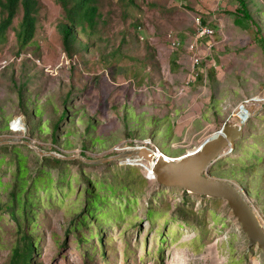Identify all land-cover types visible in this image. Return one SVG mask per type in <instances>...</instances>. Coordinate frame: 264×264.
Instances as JSON below:
<instances>
[{
	"label": "rangeland",
	"instance_id": "rangeland-1",
	"mask_svg": "<svg viewBox=\"0 0 264 264\" xmlns=\"http://www.w3.org/2000/svg\"><path fill=\"white\" fill-rule=\"evenodd\" d=\"M97 2L96 46L90 54L83 53L85 58L65 54L59 29L62 9L56 0H38L36 33L23 48L33 53V60L27 54L15 59L22 49L16 37L21 8L9 40L0 45L18 72L0 76V112L11 124L23 123L24 131L15 133L10 124V132L0 133V143L27 141L61 155L101 158L151 139L169 156L181 157L237 121L234 115L244 106L251 119L243 138L232 151H224L210 172L241 188L242 174L247 184L258 180L257 195L244 189L264 224V0H248L252 20L244 18L237 0ZM199 23L214 35L199 41L192 52L189 46ZM24 64L29 68L21 71ZM19 88L42 109L43 118H34L36 122L53 124L64 110L69 113L60 123L57 143L21 114ZM68 92L78 99L69 98V106H64ZM25 146L31 172L45 176L24 192L36 201L37 264H264V252L248 245L224 200L185 196L182 189L159 185L147 173L150 163L145 160L140 161L144 167L133 162L137 172L129 173L125 160L107 166L61 159L65 163L50 167L34 148ZM9 161L0 165V264H9L30 230L6 207L16 174ZM146 174L145 183L140 175ZM99 182L106 185L101 191L95 187ZM88 190L103 196L98 226L75 222Z\"/></svg>",
	"mask_w": 264,
	"mask_h": 264
},
{
	"label": "trees",
	"instance_id": "trees-1",
	"mask_svg": "<svg viewBox=\"0 0 264 264\" xmlns=\"http://www.w3.org/2000/svg\"><path fill=\"white\" fill-rule=\"evenodd\" d=\"M239 5L241 6V11L243 12V16L246 20H252L251 15L249 13V3L248 0H237ZM57 4L62 9V18L63 21L59 24V29L62 33V43L65 54L69 58H73L75 55L80 54L82 57L83 53L86 52L90 54L92 49L96 46L92 42L93 38L98 35V18H99V7L97 0H56ZM23 9V18L20 22L19 26L16 27V37L19 42H21V47L19 52L16 53L15 59L21 60V57L25 54L29 56V60H33V53H27L29 50H25V46L28 44L30 40H32L36 33V24H37V14H38V0H0V45L6 43L9 38V30L13 25L14 19L17 17L19 12ZM261 29H258V35H261ZM82 39L88 40L87 43H84L80 40ZM6 56L2 46H0V62L6 60L4 58ZM85 58V57H83ZM34 68H38L35 64H32ZM29 65L24 64L22 70L28 69ZM9 74H18L15 69H13V65L9 63V65L0 69V76L9 75ZM16 78L13 76V83H15ZM26 84V83H25ZM25 84H22L21 87L24 88ZM19 92L20 97V106H21V114L26 116L27 118L33 119L32 121L35 123L33 125L36 126V131L42 134L50 133L54 142H58L57 139L60 135V123L62 124L66 119L69 118V113L65 110L61 113V116L57 119L55 123L49 122L45 125H42L41 122H36V119L43 118L42 109L35 103V100L30 99L31 97L27 95V93L23 92L22 89ZM76 98L77 95H74L72 92H68L63 101L64 106H69L68 99ZM31 108L32 111H31ZM1 110V109H0ZM74 118L79 116L78 111H74ZM10 121L11 118L6 117L4 113L0 112V133L5 130L6 132H10ZM72 121V119H70ZM91 121V120H89ZM94 122V125L96 122ZM48 122V121H47ZM32 128L34 129V126ZM88 128L90 129V124L88 123ZM97 126V125H95ZM98 127V126H97ZM91 130V129H90ZM98 139L97 141H99ZM95 141V142H97ZM27 147L25 145H2L0 147V165L6 163V158L10 157V161L7 163L10 166H14L16 170V174L14 176V189L10 193L11 201L7 204L8 212L11 214L12 218L17 221L19 224L24 222L30 230H28L23 238L22 242L19 246H17L11 256L9 264H37L36 256L38 254V244L37 237L34 235V231L37 230L38 227V216L36 212L34 199L31 198L30 194L24 193L25 189L32 184H37L39 179L45 177L40 175H34L31 172V167L29 166V155H25L22 148ZM163 152H166L163 150ZM167 153V152H166ZM38 155V154H36ZM83 156L92 158L88 155L82 154ZM40 156L41 158H39ZM37 158L41 159L44 163V166H54L56 164L65 163L62 158H58L55 156H41L38 155ZM82 162H85L81 159H75ZM87 163V162H85ZM115 162L106 163L104 165H116ZM83 164V163H82ZM89 164V163H87ZM100 165V164H99ZM129 165V164H128ZM144 167V166H143ZM124 169V168H122ZM138 169L136 167H132V165L127 166L125 171L129 173L130 171H135ZM263 169L261 168V171ZM123 171V170H122ZM249 177V176H248ZM143 182H147L149 179L147 174L141 176ZM247 176L242 174L241 185L248 193L251 195L258 194V184L259 181L256 179H251L247 184L246 181ZM251 186L254 187V193L251 192ZM98 191L103 190L106 185L104 182H99L95 186ZM250 189V190H249ZM91 191H87L86 198V206L83 210V213L76 219V223L88 224L89 221L95 225H99V216L98 209H101L100 202L102 200V195L100 192L93 193ZM185 196L188 195L186 190ZM206 197V196H201ZM100 242L103 243V234H99Z\"/></svg>",
	"mask_w": 264,
	"mask_h": 264
},
{
	"label": "water",
	"instance_id": "water-1",
	"mask_svg": "<svg viewBox=\"0 0 264 264\" xmlns=\"http://www.w3.org/2000/svg\"><path fill=\"white\" fill-rule=\"evenodd\" d=\"M243 132L244 128L239 134L228 135L222 128L214 134L213 138L200 145L194 154H185L178 161H165L163 154H159V152L148 147H127L123 152L115 155L89 158L79 154L69 156L45 151L39 145H33L27 141L21 143L31 146L41 156H55L65 160L81 159L89 164H106L125 160L126 163L133 165V162H137L136 160H145L152 167L149 176H153L159 185L224 200L239 223L241 231L246 235L248 245L257 246L264 252V224L261 223L258 214L250 203L247 191L233 180L214 176L210 172L224 151L230 146H235L236 142L243 138ZM12 144L14 143L2 142L0 147Z\"/></svg>",
	"mask_w": 264,
	"mask_h": 264
},
{
	"label": "bare ground",
	"instance_id": "bare-ground-1",
	"mask_svg": "<svg viewBox=\"0 0 264 264\" xmlns=\"http://www.w3.org/2000/svg\"><path fill=\"white\" fill-rule=\"evenodd\" d=\"M234 117L237 119V121H233V122H229L228 124H226L223 129L226 131V133L229 135H233V134H239L241 132V130L244 128L245 124L248 123V121L251 119V115L250 113L246 110V108L244 107H240L239 110L235 113ZM23 123H20V125H14V127L16 128L15 130L18 132L19 131V128L23 127ZM21 131H24V130H21ZM215 134V133H214ZM214 134H212L210 137H208L203 143H205L208 139H211L214 137ZM203 143L201 145H203ZM200 146V145H199ZM198 147H195L193 149H191L187 154L189 155H192L196 152V150L199 148ZM234 148V146H230L228 148V150L226 151V153H229V149L230 148ZM163 151L160 149V152L159 154H163L164 156V160L165 161H178L180 160L181 157H171L169 156V154H167L166 152H163ZM159 156V155H157ZM162 157V155H160ZM137 162H140L141 160H136ZM135 163V162H134ZM137 165H140V166H143L141 164H137ZM149 169V170H148ZM150 169H152L151 165L147 166V173H151L150 172ZM151 178L154 179L153 176H151Z\"/></svg>",
	"mask_w": 264,
	"mask_h": 264
},
{
	"label": "built area",
	"instance_id": "built-area-1",
	"mask_svg": "<svg viewBox=\"0 0 264 264\" xmlns=\"http://www.w3.org/2000/svg\"><path fill=\"white\" fill-rule=\"evenodd\" d=\"M213 35H214V31L210 27L203 26L201 23H199L198 26H197V38H196V40L193 43H191V45L189 46V50L194 52L199 47V41L203 40L206 37H213ZM174 44L177 47L181 46L180 42H174ZM200 60L201 59L198 57V54H195V56H194L195 64H199ZM9 63L10 62H8L7 60L1 61L0 62V69L6 68L9 65ZM14 125H20V122L19 121H13V123L11 124V130L16 133L17 131L15 130L16 128L14 127ZM21 130H24V127L19 128L18 132H22ZM134 143H135L134 147H137V148L148 147V148H150V149H152L154 151H157V152H160V149H161L151 139L142 140V141H136ZM134 147H132V148H134ZM232 149H234V148L231 147L230 151H232Z\"/></svg>",
	"mask_w": 264,
	"mask_h": 264
}]
</instances>
